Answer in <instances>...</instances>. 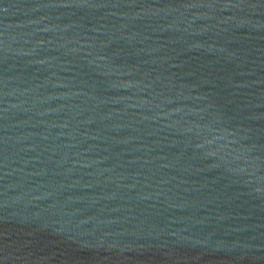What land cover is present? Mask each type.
Listing matches in <instances>:
<instances>
[{
  "label": "water",
  "instance_id": "1",
  "mask_svg": "<svg viewBox=\"0 0 264 264\" xmlns=\"http://www.w3.org/2000/svg\"><path fill=\"white\" fill-rule=\"evenodd\" d=\"M0 264H264V0H0Z\"/></svg>",
  "mask_w": 264,
  "mask_h": 264
}]
</instances>
